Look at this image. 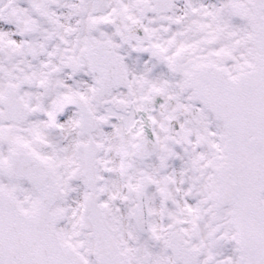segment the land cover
<instances>
[{
	"label": "snow or ice",
	"instance_id": "6c2138e0",
	"mask_svg": "<svg viewBox=\"0 0 264 264\" xmlns=\"http://www.w3.org/2000/svg\"><path fill=\"white\" fill-rule=\"evenodd\" d=\"M0 264H264V0H0Z\"/></svg>",
	"mask_w": 264,
	"mask_h": 264
}]
</instances>
